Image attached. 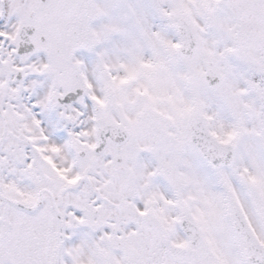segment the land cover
<instances>
[{
  "label": "snow or ice",
  "instance_id": "snow-or-ice-1",
  "mask_svg": "<svg viewBox=\"0 0 264 264\" xmlns=\"http://www.w3.org/2000/svg\"><path fill=\"white\" fill-rule=\"evenodd\" d=\"M0 264H264V0H0Z\"/></svg>",
  "mask_w": 264,
  "mask_h": 264
}]
</instances>
